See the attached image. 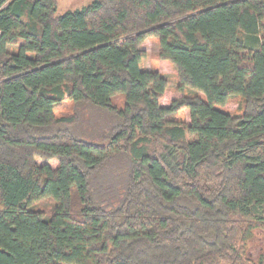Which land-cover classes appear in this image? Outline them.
Here are the masks:
<instances>
[{
    "label": "trees",
    "instance_id": "obj_1",
    "mask_svg": "<svg viewBox=\"0 0 264 264\" xmlns=\"http://www.w3.org/2000/svg\"><path fill=\"white\" fill-rule=\"evenodd\" d=\"M0 264H264V0H0Z\"/></svg>",
    "mask_w": 264,
    "mask_h": 264
},
{
    "label": "rangeland",
    "instance_id": "obj_2",
    "mask_svg": "<svg viewBox=\"0 0 264 264\" xmlns=\"http://www.w3.org/2000/svg\"><path fill=\"white\" fill-rule=\"evenodd\" d=\"M92 0H57L58 2V13L63 14L69 10H78L87 6ZM143 50L148 54V68L157 71L164 75L169 80V89L162 103L164 105H169L172 100H174L179 93L177 91L179 84V76L176 68L168 61H164L159 55V43L157 39L149 38L143 45ZM16 48L10 47L11 51ZM124 97L116 96L114 101L120 106L124 105ZM243 104V99L236 97L232 102L224 106L222 109L230 114H238L241 110V105ZM75 105L72 101H65L59 108L56 109V115L59 117L74 114ZM178 118L189 120V112H181ZM107 121V118H102L101 121ZM55 202L51 199H46L39 202L36 208L44 211L46 214H50L53 210Z\"/></svg>",
    "mask_w": 264,
    "mask_h": 264
}]
</instances>
